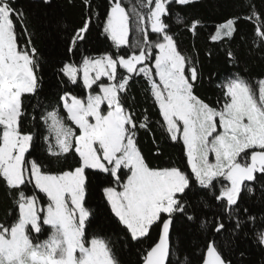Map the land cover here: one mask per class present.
I'll use <instances>...</instances> for the list:
<instances>
[{
	"label": "snow or ice",
	"instance_id": "1",
	"mask_svg": "<svg viewBox=\"0 0 264 264\" xmlns=\"http://www.w3.org/2000/svg\"><path fill=\"white\" fill-rule=\"evenodd\" d=\"M200 2L107 0L101 13L81 0L83 22L47 96L27 17L0 0V264H232L227 253L249 235L264 250V219L246 206L257 192L264 201V74L240 55L243 47L264 61V11L239 0L245 10L215 25L209 39L234 70L214 80L195 45L189 52L178 39L203 27L182 11ZM94 32L107 44L97 55L87 47ZM205 79L214 100L199 93ZM136 85L158 119L138 108ZM155 130L176 158L156 164L145 154L141 131L163 154ZM94 190L107 224L90 203ZM179 222L198 225L191 252Z\"/></svg>",
	"mask_w": 264,
	"mask_h": 264
},
{
	"label": "trees",
	"instance_id": "2",
	"mask_svg": "<svg viewBox=\"0 0 264 264\" xmlns=\"http://www.w3.org/2000/svg\"><path fill=\"white\" fill-rule=\"evenodd\" d=\"M237 3H239V0H201L194 7L182 10L186 17L189 19L199 18L204 22V25L200 28L195 38L192 37L191 33L180 30L178 35L180 47L191 52L193 45H195V48L199 52V60L203 66L202 70L205 76L214 74V80H219L234 69L228 65L225 51L219 45L212 43L209 37L217 23L245 10L237 8ZM255 3L257 8L264 11V3L261 0H255ZM94 4L103 13L107 6V0H94ZM15 6L23 9L27 17L28 30L34 33L32 39L35 47L44 58L42 70V75L45 78L44 94L51 96L55 92V85L57 83L54 79V68L59 66L60 62L68 57L67 47L69 37L72 31L83 22L84 8L81 0H71V2L70 0H51L49 4H45L43 0H15ZM240 30L242 35H250V25L241 23ZM24 39L27 40V37H24ZM237 42H239V37H237ZM87 47L91 54L97 55L107 47V44L103 37L97 36L94 32ZM208 51L212 53L211 58L206 55ZM240 55L241 59L246 61L249 72L252 75L259 76L264 74V61L260 60L258 55L247 56L243 47L240 48ZM72 87L75 88V86ZM76 91L78 92L79 89H76ZM215 91L214 85L210 84L207 79H205L204 85L199 89L201 96L213 100L215 99ZM133 92L137 97L138 108L142 110L144 107H147L152 119H158V110L153 108L150 101L145 103L141 86H134ZM155 134L160 147L163 149V154L159 157L153 155L156 145L152 142V136L141 131V147L145 154L156 164L166 162L170 156L176 158L179 155L176 148L174 146H167V142L163 141L158 130H155ZM37 154H43L42 146L38 147ZM198 195L197 193L196 196ZM90 203L99 210L98 222L107 224L108 222L104 215L105 210L98 191L94 190L92 192ZM7 204L8 198L5 195L4 189L0 187V208L6 207ZM246 206L252 215L257 216L258 221L264 219V201L259 200V192H257L256 197L247 202ZM202 211L206 216L211 214L209 210ZM112 226L116 227V225ZM197 228L198 225L185 222H179L177 225L181 245L188 252H191L194 247L198 234ZM227 255L232 260V264H264V250L257 246L251 235L247 238H238L231 252L227 253ZM123 258L125 260L134 259V253L124 252Z\"/></svg>",
	"mask_w": 264,
	"mask_h": 264
}]
</instances>
